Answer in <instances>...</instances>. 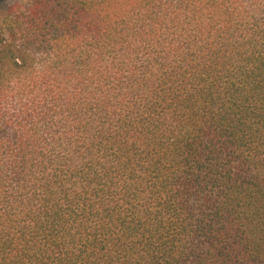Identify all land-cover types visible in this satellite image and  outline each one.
<instances>
[{
	"label": "trees",
	"instance_id": "obj_1",
	"mask_svg": "<svg viewBox=\"0 0 264 264\" xmlns=\"http://www.w3.org/2000/svg\"><path fill=\"white\" fill-rule=\"evenodd\" d=\"M0 264H264V0L9 5Z\"/></svg>",
	"mask_w": 264,
	"mask_h": 264
},
{
	"label": "rangeland",
	"instance_id": "obj_2",
	"mask_svg": "<svg viewBox=\"0 0 264 264\" xmlns=\"http://www.w3.org/2000/svg\"><path fill=\"white\" fill-rule=\"evenodd\" d=\"M15 2L16 5L19 6L20 11H23L26 9V6L31 2V0H0V15H3L9 5Z\"/></svg>",
	"mask_w": 264,
	"mask_h": 264
}]
</instances>
